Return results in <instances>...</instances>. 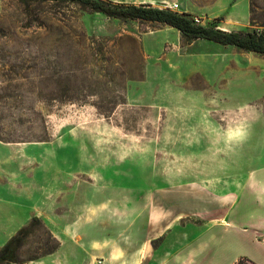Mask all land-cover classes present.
Here are the masks:
<instances>
[{"label": "rangeland", "instance_id": "rangeland-1", "mask_svg": "<svg viewBox=\"0 0 264 264\" xmlns=\"http://www.w3.org/2000/svg\"><path fill=\"white\" fill-rule=\"evenodd\" d=\"M114 1L264 30V0ZM263 167L264 54L69 0H0V249L37 215L60 246L26 264H176L187 243L213 263L240 241L216 218L253 212Z\"/></svg>", "mask_w": 264, "mask_h": 264}, {"label": "trees", "instance_id": "trees-1", "mask_svg": "<svg viewBox=\"0 0 264 264\" xmlns=\"http://www.w3.org/2000/svg\"><path fill=\"white\" fill-rule=\"evenodd\" d=\"M69 1L82 3L110 16L167 23L178 28L189 40L204 38L264 54V30H225L217 26L203 25L197 23L194 17L189 14L151 4L116 2L114 0ZM122 74L124 77L123 72ZM117 103L112 105L97 103L95 105L101 114L109 117L115 111ZM59 246V240L52 234L44 221L35 215L2 246L0 264H26L56 252ZM247 261V258L241 257L235 264H247Z\"/></svg>", "mask_w": 264, "mask_h": 264}, {"label": "crops", "instance_id": "crops-1", "mask_svg": "<svg viewBox=\"0 0 264 264\" xmlns=\"http://www.w3.org/2000/svg\"><path fill=\"white\" fill-rule=\"evenodd\" d=\"M262 172V174L253 173L251 175L248 185V194L244 202L241 203L247 208H252L253 212L251 214H245V219L242 217L244 220L240 223L234 222L236 220L229 221L225 216L216 218L219 224H232L225 228H230L229 232H231L235 238L239 235L240 241L239 239H235L236 241L231 242L229 246L226 245V249L219 245L220 248H217L218 254L221 252L228 253L226 255L227 257L221 258L218 261L216 260L217 262L215 261L213 263L205 260L204 264H235L241 257L247 258L254 264H264V167ZM236 203H240L239 199H236ZM245 203H252V205H245ZM237 245L239 249L234 248ZM209 249L210 247L207 243H203V245L199 246L198 251L200 253H207ZM193 253L189 243L186 244V249H183L182 246V250L175 253L176 264H194ZM119 264H138V261L132 262L126 260Z\"/></svg>", "mask_w": 264, "mask_h": 264}, {"label": "built area", "instance_id": "built-area-1", "mask_svg": "<svg viewBox=\"0 0 264 264\" xmlns=\"http://www.w3.org/2000/svg\"><path fill=\"white\" fill-rule=\"evenodd\" d=\"M166 6H167V7H165V8H171V9H173V10H177L179 4H178L177 2H174V3H172V4H168V5H166ZM196 22H199V20L196 19ZM247 264H254V263L248 260V261H247Z\"/></svg>", "mask_w": 264, "mask_h": 264}]
</instances>
